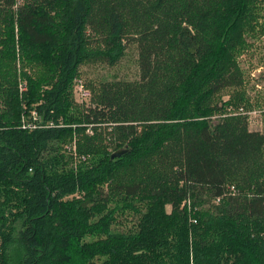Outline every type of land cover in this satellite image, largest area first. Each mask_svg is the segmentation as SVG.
<instances>
[{
    "label": "trees",
    "instance_id": "1",
    "mask_svg": "<svg viewBox=\"0 0 264 264\" xmlns=\"http://www.w3.org/2000/svg\"><path fill=\"white\" fill-rule=\"evenodd\" d=\"M258 3L0 0V264H264V132L214 101ZM130 45L137 79L76 103L82 65ZM17 55L48 68L21 96Z\"/></svg>",
    "mask_w": 264,
    "mask_h": 264
},
{
    "label": "rangeland",
    "instance_id": "2",
    "mask_svg": "<svg viewBox=\"0 0 264 264\" xmlns=\"http://www.w3.org/2000/svg\"><path fill=\"white\" fill-rule=\"evenodd\" d=\"M251 11L256 17L253 21L246 22V24H249H247L243 30L244 36L240 43L241 45L234 50V57L242 72L241 83L239 86L234 85L220 89L218 94L214 97V101L219 104L222 100L229 102L225 105L227 113H238L244 116L248 128L264 132V5H262V3L255 4L253 8H251ZM127 49V53H125L120 62L114 66H107L98 62L93 65H82L80 73L76 77L77 81L72 86L73 99L76 103L85 104L89 101L90 93L89 95H87V93L81 94L74 88V86L80 82L84 88H86L84 82H88L89 80L97 82L99 79L110 80L113 78H126L128 81L137 79V49L134 48V45H130ZM18 57L17 55L14 61L18 69L16 70L17 81L21 82L18 84V91L21 96L24 89L22 83L25 81L23 80L22 71L32 78L42 80V78L48 76V68H45L42 64L37 65L38 63L21 61ZM58 145H60V151L64 153L66 161L68 159L66 156L70 153L71 146L66 141ZM68 161V166L78 164L75 155H72L71 159H68ZM116 203V198H111L104 207L105 210L113 209L115 218L111 227L114 231L117 229H127L130 223L136 220L137 216L131 213V211L119 209L115 206ZM89 237L86 239L88 240Z\"/></svg>",
    "mask_w": 264,
    "mask_h": 264
},
{
    "label": "built area",
    "instance_id": "3",
    "mask_svg": "<svg viewBox=\"0 0 264 264\" xmlns=\"http://www.w3.org/2000/svg\"><path fill=\"white\" fill-rule=\"evenodd\" d=\"M262 1V0H261ZM77 81V80H76ZM75 83V82H74ZM75 90L81 94L87 93L89 95V91L84 88V86L80 83H78L76 86H74Z\"/></svg>",
    "mask_w": 264,
    "mask_h": 264
},
{
    "label": "water",
    "instance_id": "4",
    "mask_svg": "<svg viewBox=\"0 0 264 264\" xmlns=\"http://www.w3.org/2000/svg\"><path fill=\"white\" fill-rule=\"evenodd\" d=\"M124 152V149H115L113 152L110 153V158H113V156H119Z\"/></svg>",
    "mask_w": 264,
    "mask_h": 264
}]
</instances>
